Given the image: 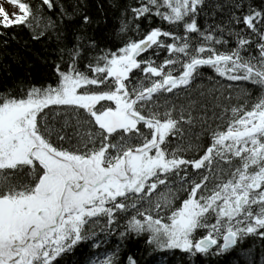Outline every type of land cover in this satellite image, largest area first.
I'll return each mask as SVG.
<instances>
[{
  "label": "snow or ice",
  "instance_id": "6c2138e0",
  "mask_svg": "<svg viewBox=\"0 0 264 264\" xmlns=\"http://www.w3.org/2000/svg\"><path fill=\"white\" fill-rule=\"evenodd\" d=\"M11 3L0 36H54L59 61L51 82L0 90V264H124L120 247L142 236L196 264L264 239V0H132L115 50L87 35L79 4ZM202 66L253 90L234 101L232 85H197ZM113 232L103 259L76 258Z\"/></svg>",
  "mask_w": 264,
  "mask_h": 264
},
{
  "label": "trees",
  "instance_id": "16d2710c",
  "mask_svg": "<svg viewBox=\"0 0 264 264\" xmlns=\"http://www.w3.org/2000/svg\"><path fill=\"white\" fill-rule=\"evenodd\" d=\"M22 2H29L35 7L40 3V0H22ZM131 2L132 0H56L57 4L62 3L70 6L79 4L80 11L87 12L93 20V23L87 28V35L94 37L102 48L113 50L121 46V37L117 33L120 26V16L124 6ZM224 2L226 3L227 0H224ZM260 2L261 0H255L256 4ZM69 10L71 11V8ZM57 13L58 9L46 14L60 22ZM211 22L209 20V23ZM63 23L69 24L70 29H77L80 27V17H75L71 22L64 20ZM147 24L148 22L144 21L142 27ZM200 24L204 25L203 18H201ZM151 26H161L164 30H175L174 26H169L167 22H162L155 17ZM0 31L4 30L0 29ZM31 36L30 29L25 26H15L7 30L6 35L0 36V90L10 89L21 80L48 83L54 78V63L59 61L54 36L52 39L42 37L40 40H33ZM5 41H7V44H5ZM149 54H151V50H149ZM166 56H168L166 51L161 52L160 62ZM201 72L204 78L197 80V85L220 89L225 97L229 95V85H232L231 95L234 101L240 95L242 89L253 90V86L248 82H230L226 78L218 77L214 70L207 66H202ZM209 76L214 77L211 84L207 80ZM255 91L258 93L259 89H255ZM195 131L198 132L199 129L197 128ZM121 224H123V221H121ZM97 232L101 240L105 239L104 233L100 232L99 229H97ZM106 238L108 243L101 244L99 249L82 245L77 250L76 258L87 262L93 256H104L105 249H108V251L115 250L119 239L118 233L113 232ZM146 241L147 236L130 239L120 247L119 258L123 260L124 264H127L129 255L133 256L138 264H191L189 257L184 256L179 251H160L153 246H149ZM196 264H264V239L256 235H249L224 256L209 260L197 257Z\"/></svg>",
  "mask_w": 264,
  "mask_h": 264
},
{
  "label": "rangeland",
  "instance_id": "374dc122",
  "mask_svg": "<svg viewBox=\"0 0 264 264\" xmlns=\"http://www.w3.org/2000/svg\"><path fill=\"white\" fill-rule=\"evenodd\" d=\"M0 7H3L9 14L18 12V6L13 5L11 0H0Z\"/></svg>",
  "mask_w": 264,
  "mask_h": 264
}]
</instances>
